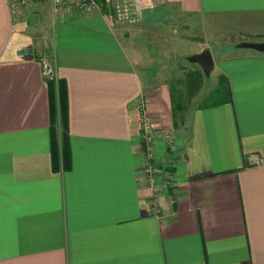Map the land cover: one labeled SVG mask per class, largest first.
<instances>
[{
	"label": "crops",
	"instance_id": "crops-1",
	"mask_svg": "<svg viewBox=\"0 0 264 264\" xmlns=\"http://www.w3.org/2000/svg\"><path fill=\"white\" fill-rule=\"evenodd\" d=\"M155 1L127 25L107 9L56 15L44 1L13 23L0 0V264H264V52L207 45L229 100L175 106L172 84L138 69L148 51L128 43L172 14L264 34V0ZM45 57L67 84L69 170L52 166ZM141 105L157 167L173 174L159 215Z\"/></svg>",
	"mask_w": 264,
	"mask_h": 264
},
{
	"label": "rangeland",
	"instance_id": "rangeland-1",
	"mask_svg": "<svg viewBox=\"0 0 264 264\" xmlns=\"http://www.w3.org/2000/svg\"><path fill=\"white\" fill-rule=\"evenodd\" d=\"M238 21L237 18L222 17L217 23L208 26L201 24L192 16L172 14L164 23L150 26L146 36L132 32L128 43H135L148 51L143 58L144 62L138 65L142 74L152 76L157 72L161 73L172 84L174 96L181 104L196 100L199 94H201L199 97L202 99L201 102L204 103L219 97L213 95V91L218 87L221 78L219 79L215 70L209 77L204 74L200 87L192 85V89L189 88L192 92L189 93L187 87L190 84L186 85L185 80L196 64L189 62L187 56L201 52L204 48H208L207 45L216 51L213 53H218L223 45L237 46L234 44L235 41L264 36V34H255L252 29H245ZM222 38L227 41L223 43Z\"/></svg>",
	"mask_w": 264,
	"mask_h": 264
},
{
	"label": "built area",
	"instance_id": "built-area-1",
	"mask_svg": "<svg viewBox=\"0 0 264 264\" xmlns=\"http://www.w3.org/2000/svg\"><path fill=\"white\" fill-rule=\"evenodd\" d=\"M34 1L48 2L51 9L56 15H63L72 12H99L104 13L109 10L113 16L120 22L126 24H136L141 20L144 10L153 8L155 6V0H7L8 9L13 23H17L20 12L29 6ZM45 68V76L49 80L56 79L54 65L49 57H45L43 60ZM142 107L141 115V135L144 144L145 151V164H144V178L148 184V188L151 190L150 203L153 214L159 215L163 210L162 204V192L163 190L173 186V174L169 170L160 174L156 165L155 149L154 148V135L155 128L152 118L145 111V106ZM169 148L171 150L176 149L175 135L170 129L164 131ZM259 161L264 162V159ZM162 180L159 181V177Z\"/></svg>",
	"mask_w": 264,
	"mask_h": 264
},
{
	"label": "trees",
	"instance_id": "trees-1",
	"mask_svg": "<svg viewBox=\"0 0 264 264\" xmlns=\"http://www.w3.org/2000/svg\"><path fill=\"white\" fill-rule=\"evenodd\" d=\"M203 71L200 68L191 70L187 75V80H185L189 93L192 91V85L199 86L203 78ZM218 87L213 91V95L219 96L215 100L206 101L208 103H223L229 100L230 89L224 79L221 77ZM67 84L64 79H54L49 80V96H50V115L52 120V160L53 168L56 171L59 170H69L72 167V155L70 146V131H69V101L68 100V90ZM175 95V92H174ZM173 100L175 101V106L180 102L176 100L175 96ZM59 125H61V137L59 135Z\"/></svg>",
	"mask_w": 264,
	"mask_h": 264
},
{
	"label": "water",
	"instance_id": "water-1",
	"mask_svg": "<svg viewBox=\"0 0 264 264\" xmlns=\"http://www.w3.org/2000/svg\"><path fill=\"white\" fill-rule=\"evenodd\" d=\"M239 48H249L264 52V41H241L237 44ZM210 48H204L201 52L187 56V60L200 66L203 73L209 77L215 68V59Z\"/></svg>",
	"mask_w": 264,
	"mask_h": 264
}]
</instances>
